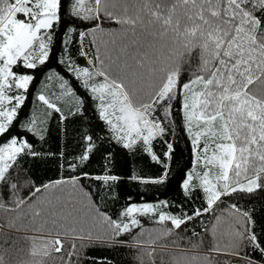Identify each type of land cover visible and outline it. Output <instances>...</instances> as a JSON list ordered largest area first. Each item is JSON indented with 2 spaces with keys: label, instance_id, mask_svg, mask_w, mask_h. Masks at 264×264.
<instances>
[{
  "label": "snow or ice",
  "instance_id": "1",
  "mask_svg": "<svg viewBox=\"0 0 264 264\" xmlns=\"http://www.w3.org/2000/svg\"><path fill=\"white\" fill-rule=\"evenodd\" d=\"M216 3L220 5L219 10L212 7ZM151 4L154 7L148 8ZM181 6L186 10L188 22L184 32L203 42L191 47L185 44L177 52L145 53L138 60L137 68H146V73L129 72L124 59L128 54L129 46L124 43L128 33L158 21L164 27L161 35H165ZM160 8L157 0H67V3L65 0H0V137L7 135L14 122L20 120L18 114L35 80L33 74L15 69L34 70L44 66L51 58L55 37L61 30L63 38L57 63L68 76L49 69L55 72L59 91L50 95L41 92L36 99L46 106L45 117L58 114L61 124L70 117H82L91 107L107 133L106 136L84 135V147L75 160L67 159L62 150L58 153L37 150L32 141L16 134L0 143V200L5 189L9 197L0 202V209L12 205L11 211L19 213L16 217L19 219L23 215L20 210L27 207L34 224L32 231L36 233L26 237L31 242L30 259L22 264H47L49 259L54 264L53 253L58 255L61 264H73V257L76 264L82 259H91L93 264H112L108 258L84 256L76 241L81 248L124 244L127 242L119 237L137 227L141 233L134 237V246L155 264L154 256L161 239L209 213L214 206L219 208L222 198L264 189V0H172L167 14ZM146 15L151 17L147 22ZM104 20L120 28L106 31L102 25ZM175 28H181L179 21ZM89 36L92 40L86 45ZM77 38L78 56L85 60L84 65L78 63L69 48ZM184 65L189 66V77L181 85ZM178 99V110H174ZM65 105H69L67 112ZM177 115L182 120L191 155V167L184 172L179 187L187 199L195 191H201L205 206L193 209L191 214L181 210L175 215L163 210L174 205L159 200L129 203L116 218L99 208L91 209L90 215L85 213L84 208L91 207L93 190L81 183L82 180L96 182L97 198L100 191L107 190L110 195L122 180L112 170L120 152L109 148L103 151L102 160L106 163L100 173L83 171L106 140L112 147L140 151L162 167L159 176L131 175V181L152 184L167 181L168 161L173 158L176 146L166 137ZM45 122L32 118L27 126L20 122L19 127L37 141H44L46 130L42 125ZM157 140L164 144L161 154L154 151ZM21 157L51 159L74 175L42 187H35L33 183L35 193L52 189L43 199V206L33 208L30 201L19 195L23 184L19 173L12 175L13 170L22 167ZM27 179L30 177L25 174L24 180ZM68 184L72 185L71 190L62 187ZM84 198L90 203L76 207ZM221 211L234 215L235 226L229 241L214 245L208 253L235 257L243 264H258L243 254L250 247L264 256V241L255 234L251 213L242 211L234 203ZM150 214L158 216V219L152 218L153 223L161 226L170 223L172 227L148 230L152 238L143 241L140 237L145 230L138 217ZM97 223L104 228V235L93 234ZM67 239L73 243L65 260L63 246ZM177 249V255L188 259L176 260L174 264H198L201 254L195 248L183 249L178 245ZM138 259L144 264L143 256ZM203 259L208 261L209 256L205 254ZM0 264L8 262L0 257Z\"/></svg>",
  "mask_w": 264,
  "mask_h": 264
},
{
  "label": "trees",
  "instance_id": "2",
  "mask_svg": "<svg viewBox=\"0 0 264 264\" xmlns=\"http://www.w3.org/2000/svg\"><path fill=\"white\" fill-rule=\"evenodd\" d=\"M157 2L161 4L160 11L167 14V9L171 7L172 0H157ZM65 3H67V0H65ZM151 7H154V4L148 5V8ZM212 7L219 10L220 5L216 3L212 5ZM185 14L186 10L183 6L177 8L173 16L172 26L168 28L165 35H161L164 31V27L158 21H153L151 26L143 30L137 28L134 32L130 31L124 43L129 46V56L133 55V57H131L132 60H139L145 53L155 54L157 51L166 53L169 50L177 52L182 51L185 44L191 47L195 43H202V40L194 39L184 32V25L188 23L185 20ZM64 19H68V17L65 16ZM150 19V16H145L146 22ZM177 21H179L181 25L179 30L175 28ZM77 23L79 22L77 21ZM102 25L106 31H116L120 28L119 25L107 20L102 21ZM79 30L83 29L81 28L78 29V31ZM62 38L61 30L55 37L51 58L44 66H40L34 70H27L21 67L15 69L17 72L33 74L35 80L30 84L26 102L18 114L20 120L14 122V126L7 135L0 137V143L6 141L11 135L16 134L32 141L37 150H43L45 153L49 151L58 153L62 150L65 152L67 159L75 160L76 156L81 153L84 147L82 141L84 135L92 134L94 136H106L107 133L103 131V125L98 118H95V111L91 107H89L86 114L82 117H70L66 123L61 124L58 114L54 113L51 118L45 117L44 113L46 106L36 99V96L41 92L45 95H50L51 93L59 91V81L55 78V72L68 76L65 69L57 63V57L61 54ZM91 40L92 37L89 36L87 42H85L86 45ZM140 41L142 43H140ZM79 43L80 41L77 38V42L69 45V48L71 55L77 59L78 63L84 65L85 60L78 56ZM92 51L94 52L95 49L93 48ZM135 65L137 66V63ZM188 67V65L183 66L182 75L180 77L181 85L189 77ZM49 69H55V72H50ZM140 70L141 74L147 71L146 68ZM72 82L75 83V81ZM259 87L260 86L257 85V88ZM88 103L90 105L91 102L88 101ZM179 103L180 100L178 99L175 102L174 110H178ZM68 107L69 105L64 106L65 112L68 111ZM32 118L46 121L42 125L46 130V139L44 141H37L31 133L19 127L20 122H23L25 126H27ZM93 125L96 127H93ZM166 139L175 143L176 150L173 158L168 161L170 164V173L164 184L131 181L129 179L131 175L145 178L159 176L162 172V167L152 162L147 155L140 151L129 152L117 147H112L111 143L106 140L105 143H103V147L92 155L90 162L83 168V171L91 174L100 173L102 165L106 163V161L102 160L103 151L105 148H109L113 152H120V155L113 161L112 170L115 174H119L122 180L110 195L107 193V190L100 191L98 198L95 194L97 187L96 182L93 180H82L81 183L93 190L91 207L84 208V212L90 215L91 209L99 208L112 218H116L119 216L120 211L129 203L156 202L159 200H167L171 205H174L173 207L166 206L163 209L170 214L179 215L181 210H183L185 214H191L195 208L202 209L206 202L201 191H195L192 198L187 199L182 194L179 187L184 172L191 167L190 145L187 143L186 136L183 133L182 120L179 115L175 117V124L170 128ZM153 147L157 154H161L164 151V144L159 140L154 142ZM61 162L63 163V161ZM19 163L22 167L13 170L12 175L15 177L17 173H19V177L23 180V184L19 189V195L24 197L27 201H30L33 208L42 207L43 199L52 191V189H42L40 193H35L32 187L33 183L35 187H42L43 184L55 180H64L74 175V173L67 168H60L57 163L52 162L51 159H44L43 157L36 160L28 157H21ZM25 174H27L30 179L24 180ZM62 187L66 190H71L72 185L68 184ZM129 197L131 200H129ZM8 199L7 189H5L3 200H0V202L7 201ZM89 203L90 202L84 198L77 203L76 207L82 208ZM233 203L242 211L247 210L251 213L255 221V234L261 241H264V189L257 190L253 194L238 193L231 197L222 198L219 208L214 206V209L209 213L193 219L191 222L183 225L181 229L176 230L172 235L165 239H161L154 256L155 264H174L176 260L183 262L188 259L187 257L177 255L178 245L183 249L195 248V251L201 254L200 259H203V256L207 254L209 260L205 261L207 262L206 264H243L242 261L235 257L208 253V250L215 245V243L211 241L210 228L213 226L218 216L227 213L221 210L224 209L226 205ZM11 207L13 206L6 205L5 208L0 209V257H3L8 264H22V262L30 259L29 249L31 242L26 239V237H31L36 235V233L32 231L34 224L31 217L28 215L29 209L27 207L22 208L20 211L23 215L21 218L17 219L16 217L19 213L11 211ZM153 217L158 219V216H155V214L138 217L145 230L144 234L140 237L143 241H148L152 238L148 234V230L158 229L160 227H172L170 223H166L163 226L153 223ZM10 223H12L13 226L10 227ZM38 223L39 221L37 220L36 225H38ZM140 233L141 228L137 227L130 233L119 237L120 240L127 243L116 244L114 246L94 244L81 248L79 241H76V244L84 256L108 258L112 264H141L140 259H138V257L141 256H143L144 264H151L149 257L134 246L136 243L134 237H137ZM93 234L104 235V228L101 224L97 223ZM155 234L156 233H153V235ZM72 243L73 241L71 239L65 240L63 246L65 260H67L66 254L71 250ZM243 254L251 257L252 260L258 262V264H264V256H262L259 251L254 252L252 248L248 247L243 250ZM53 258L54 264H61L57 254L53 253ZM201 262L198 261V264H201ZM47 264H53V260L49 259ZM73 264H76L75 257H73ZM79 264H93V262L91 259H82Z\"/></svg>",
  "mask_w": 264,
  "mask_h": 264
},
{
  "label": "rangeland",
  "instance_id": "3",
  "mask_svg": "<svg viewBox=\"0 0 264 264\" xmlns=\"http://www.w3.org/2000/svg\"><path fill=\"white\" fill-rule=\"evenodd\" d=\"M136 41V40H135ZM138 42V41H136ZM140 43H142L140 41ZM140 45V44H139ZM141 46V45H140ZM131 52V50H130ZM128 56H126L124 59L127 62V70L129 72L132 71H137L138 73H141V70L137 68L136 70V63L138 62V59L132 60L131 57H133V55L129 56V51H128ZM130 58V59H128ZM125 75H127V72L125 73ZM219 219H216L215 223L213 225H215V229L213 230V228H210V236H211V241L212 243H215V245L220 244V245H224L226 244L229 239L231 238V232L233 227L235 226V217L233 214H231L230 212H227L226 214H223L222 216H218ZM201 262V264H206L207 262H205L204 259H200L199 260Z\"/></svg>",
  "mask_w": 264,
  "mask_h": 264
}]
</instances>
